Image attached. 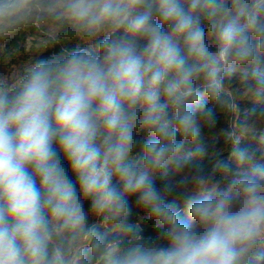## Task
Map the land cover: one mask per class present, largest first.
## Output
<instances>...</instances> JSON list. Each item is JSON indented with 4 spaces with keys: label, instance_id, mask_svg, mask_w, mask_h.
I'll list each match as a JSON object with an SVG mask.
<instances>
[{
    "label": "clouds",
    "instance_id": "1",
    "mask_svg": "<svg viewBox=\"0 0 264 264\" xmlns=\"http://www.w3.org/2000/svg\"><path fill=\"white\" fill-rule=\"evenodd\" d=\"M37 19L81 43L0 82V264H84L94 218L113 229L105 264H253L264 0H0V38ZM247 69L252 119L228 136L238 168L221 161L218 180L206 134Z\"/></svg>",
    "mask_w": 264,
    "mask_h": 264
},
{
    "label": "trees",
    "instance_id": "2",
    "mask_svg": "<svg viewBox=\"0 0 264 264\" xmlns=\"http://www.w3.org/2000/svg\"><path fill=\"white\" fill-rule=\"evenodd\" d=\"M79 43L81 41L64 35L56 23L37 19L12 36L0 38V82H17L25 69L38 58L51 55L59 47L79 46ZM256 89L251 69L243 70L226 82V94L233 102L232 106L220 112L218 123L206 134L208 154L204 163L218 180H227L229 174L228 168H219L221 161L238 168L232 158L228 136L234 135L241 123L252 119ZM251 142L259 149L257 156L264 157V143L256 138ZM260 162L264 163V160ZM133 220L146 234L153 231L151 222L140 210L133 209ZM112 235L110 224L104 225L94 218L93 236L89 242H83L86 251L84 264H105L104 257L107 245L112 243ZM253 264H264V247L257 251Z\"/></svg>",
    "mask_w": 264,
    "mask_h": 264
},
{
    "label": "built area",
    "instance_id": "3",
    "mask_svg": "<svg viewBox=\"0 0 264 264\" xmlns=\"http://www.w3.org/2000/svg\"><path fill=\"white\" fill-rule=\"evenodd\" d=\"M102 223H103L104 225H106V224H107V223H105V222H103V221H102ZM85 242L87 243V242H89V240H86Z\"/></svg>",
    "mask_w": 264,
    "mask_h": 264
}]
</instances>
